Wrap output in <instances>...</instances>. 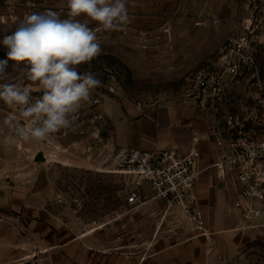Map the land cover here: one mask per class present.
Returning a JSON list of instances; mask_svg holds the SVG:
<instances>
[{
    "label": "rangeland",
    "instance_id": "obj_1",
    "mask_svg": "<svg viewBox=\"0 0 264 264\" xmlns=\"http://www.w3.org/2000/svg\"><path fill=\"white\" fill-rule=\"evenodd\" d=\"M126 7L129 22L122 30L76 18L88 20L102 49L78 70L91 71L102 84L73 128L50 140L5 144L29 121L0 100V264H20L22 254L24 264H63L54 246L74 238L110 256L118 243L112 264H264V234L236 230L234 215L231 223L208 216V235H201L180 214H161L159 204H129L138 179L113 158L112 123L102 106L108 99L140 106L183 102L185 77L215 62L234 33L252 37L264 70V0H126ZM47 10L69 18L67 0H0V39L25 16ZM6 59L0 44V60ZM14 63L8 61L9 80L0 83L20 78ZM24 83L33 88L31 102L42 97L38 83ZM194 107L210 119L222 112ZM39 152L45 161L35 160ZM140 194L142 201L152 196L144 189Z\"/></svg>",
    "mask_w": 264,
    "mask_h": 264
},
{
    "label": "built area",
    "instance_id": "obj_2",
    "mask_svg": "<svg viewBox=\"0 0 264 264\" xmlns=\"http://www.w3.org/2000/svg\"><path fill=\"white\" fill-rule=\"evenodd\" d=\"M183 104L221 109L205 134H195L188 151L114 148L122 171L138 179L127 202L141 203L140 190L163 201L168 212L194 223L208 235L200 205L199 180L215 168L232 192L236 230L264 234V70L259 68L252 37L234 33L219 58L185 77ZM211 140L218 159L202 166L201 143ZM141 187V188H140Z\"/></svg>",
    "mask_w": 264,
    "mask_h": 264
},
{
    "label": "clouds",
    "instance_id": "obj_3",
    "mask_svg": "<svg viewBox=\"0 0 264 264\" xmlns=\"http://www.w3.org/2000/svg\"><path fill=\"white\" fill-rule=\"evenodd\" d=\"M67 19L47 10L24 17L9 35L0 39L7 49V59L0 60V81H8V61L19 73L15 82L0 83V100L19 107L29 121L27 127H15V134L5 144L50 140L54 134L73 128L81 108L90 102L101 80L91 71L81 73L79 65L90 64L101 53L97 31L88 20L104 30H122L129 22L126 0H67ZM84 16V22L76 19ZM22 65V66H21ZM38 83L43 95L32 101L33 88L24 81ZM5 124L12 126V120Z\"/></svg>",
    "mask_w": 264,
    "mask_h": 264
},
{
    "label": "crops",
    "instance_id": "obj_4",
    "mask_svg": "<svg viewBox=\"0 0 264 264\" xmlns=\"http://www.w3.org/2000/svg\"><path fill=\"white\" fill-rule=\"evenodd\" d=\"M102 106L106 117L112 123L110 144L113 148L151 151L176 147L188 151L192 145V137L195 134H205L211 123V119L206 114L198 112L190 104L156 103L140 106L139 103L120 104L108 99ZM201 149L203 167L218 159V151L211 140L202 141ZM199 199L206 219L209 216L214 222L226 216L227 220L232 222L233 215L235 216L232 210V192L228 181L220 178L215 168L202 172L199 180ZM154 204L161 205L159 211L161 214L165 211L168 214L163 201L152 196L141 201L139 207ZM156 209L157 207L153 211L157 212ZM82 245L76 238L62 245H55L54 248L66 250L59 249L60 255L57 258L63 264H112L110 262L115 258L118 262L117 252L122 247L118 246V243L114 245L116 254L110 256L105 251L98 252L93 247L86 248ZM55 259L56 257L53 256L52 261L54 262ZM21 261L20 264H24V254Z\"/></svg>",
    "mask_w": 264,
    "mask_h": 264
},
{
    "label": "water",
    "instance_id": "obj_5",
    "mask_svg": "<svg viewBox=\"0 0 264 264\" xmlns=\"http://www.w3.org/2000/svg\"><path fill=\"white\" fill-rule=\"evenodd\" d=\"M36 161H45L46 160V156L44 155L43 152H39L36 157H35Z\"/></svg>",
    "mask_w": 264,
    "mask_h": 264
}]
</instances>
